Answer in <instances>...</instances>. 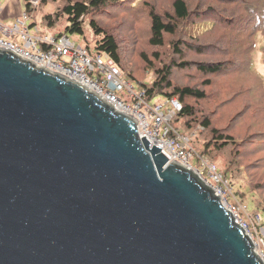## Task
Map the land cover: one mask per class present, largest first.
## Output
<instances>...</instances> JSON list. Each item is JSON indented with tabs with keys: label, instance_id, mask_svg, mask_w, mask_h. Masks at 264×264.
<instances>
[{
	"label": "water",
	"instance_id": "1",
	"mask_svg": "<svg viewBox=\"0 0 264 264\" xmlns=\"http://www.w3.org/2000/svg\"><path fill=\"white\" fill-rule=\"evenodd\" d=\"M160 148L87 85L0 48V264H264Z\"/></svg>",
	"mask_w": 264,
	"mask_h": 264
},
{
	"label": "rangeland",
	"instance_id": "2",
	"mask_svg": "<svg viewBox=\"0 0 264 264\" xmlns=\"http://www.w3.org/2000/svg\"><path fill=\"white\" fill-rule=\"evenodd\" d=\"M23 1L0 0V13H6L3 16L0 15L4 24H13L15 17L24 12ZM40 1L38 0L37 4L33 6L31 16H29L30 29L34 28L30 33L34 34L33 31H35L39 36L66 35L75 46L81 47L91 54H96L98 52H95L93 47L101 36L97 35V32L89 24V18L93 16L101 28L105 29L108 34L114 35L123 68L122 72L124 77L133 83L136 92L142 90L138 83L132 81L129 76L138 82L150 84L156 78L157 70L160 67L170 66V80L172 79L174 86H189L206 91L208 96L203 99L197 100L190 97L184 100V103L200 107L198 117L210 115V118L213 119L212 115L218 109L226 107H230L238 114L239 117L237 114L233 117L234 122L237 120L235 126H231L232 122L229 121L228 126L230 124V127L223 130L228 134L235 130L236 142L220 150H210L208 156L213 161L208 156L205 157L209 159H207L208 162L226 174L224 197L230 205L236 207L239 221L245 225L246 232L253 240L255 250L264 260V165H262V161L264 163V148H258L264 145L259 142L264 141V90H261L262 86L264 88V81H257L254 75L250 76L249 80H244L238 73L240 79L227 78L225 81H220L224 77H221L223 73H219L218 76L211 77L212 80H209L208 84H204V81L210 76L198 70L200 64L208 60L220 61L219 57L222 54L217 53V50L211 47L216 43V40L224 41V43L232 42L231 36H228L225 30L216 28V23L226 21L219 14L220 11H224L223 5H225L233 10L229 19L239 16L238 19L242 21L244 27L255 26L254 29L249 30L251 32L247 31L246 34L249 35L248 42L252 41L254 44L252 64L256 73L264 79V0H185L188 7L193 10L191 16L183 24L180 22L176 33L166 36L164 44L158 47H153L148 42L150 21L148 8H153L156 13L161 15L170 13L174 0H126L119 2V5L105 8L90 16L86 15L83 18L82 34L70 33L66 30L68 20L65 15L58 19L54 18L51 22L45 20L46 15L55 16L57 12L60 14V7L71 0ZM8 2L12 3L13 7H10ZM258 17L260 18L258 19ZM261 20L262 24L260 25ZM176 46L181 49V55L176 51ZM156 58L158 59L156 60ZM234 60L236 59L233 58L232 65L228 66L231 69L237 63ZM179 63H184V66L178 68ZM240 65L242 64L236 65L238 70L241 68ZM221 82L229 84L222 88L221 96L216 97L215 92L212 91ZM257 83L261 86H257ZM227 86L238 87V90L241 91L236 100L232 97L235 91L231 92ZM248 91L249 93H246ZM121 96L126 99L128 104L133 103L129 97L125 96V93H122ZM164 99H166L165 96H155L150 101L161 102ZM222 115L224 113L220 114V116ZM172 123L181 129L180 120H173ZM222 124L226 125L227 122L222 120ZM257 124L261 125L259 126L261 128L256 129ZM201 129V126H197L187 132L195 134L190 140V144L196 137L197 131ZM180 132L184 133L182 129ZM209 135V133H200L195 149L201 150L204 147V138L208 139ZM253 142H255L254 146ZM191 162L194 166L199 165L194 159H191ZM219 191L221 192V190Z\"/></svg>",
	"mask_w": 264,
	"mask_h": 264
},
{
	"label": "trees",
	"instance_id": "3",
	"mask_svg": "<svg viewBox=\"0 0 264 264\" xmlns=\"http://www.w3.org/2000/svg\"><path fill=\"white\" fill-rule=\"evenodd\" d=\"M51 1L56 2L57 0H51ZM122 1H126V0H74V1L71 0L65 2L60 7L59 9L61 11L60 14L57 12L55 16L54 15L51 16L50 14L46 15L45 20L51 22L54 18L58 19L59 17L65 15L68 20L67 22L68 26H66V30L69 31L70 33L82 34L83 18L86 15L90 16L91 14L93 15L94 13L100 12L105 8L111 7L113 5H119V2ZM40 2H42V0ZM23 3L25 5L24 12H26L29 16H31V12H32L31 10L33 9V5H31L29 0H24ZM171 5H172V11L170 13H165L163 15L156 13L153 10V8H148L149 10L148 16L150 19L148 42L153 47L162 46L164 44V40L166 36L174 35L176 33L177 27L180 25V22H182L183 24L192 14L193 10L188 7L185 0H174ZM223 8L224 11H220L219 14L226 21L225 22L219 21L218 23H216L217 25L216 28L218 27L217 30H225L228 36H231L230 38L232 39V42L228 41L227 43H224V41L218 42L216 40L215 41L216 43L211 45V47L216 49L217 53L222 54V56L219 57L220 61L208 60L207 62L201 63L200 64L201 66L198 67V70L210 76L208 79L204 81V84H208L209 80H212L211 77L218 76L219 73H223L221 77H224V79L220 81H225V79L227 78L240 79L241 77L244 80L246 79L249 80L250 76L253 75L256 77L257 81L260 80L264 81V79L256 73L254 69L255 67L252 64V51L254 44L252 41L251 43L248 42L249 35L246 34L247 31L254 29L255 26L252 28L244 27L242 21L238 19L240 18L239 16L229 19L233 10L229 9L225 5H223ZM259 18L260 17H258V19ZM250 22L253 23L252 21ZM89 24L91 28L95 32H97V35L101 36L97 41L96 45L93 47L94 48L93 50L98 53L104 52L110 55L114 59L115 63L123 71L121 60L119 59L118 56V46L115 41L114 35L108 34L105 31V29L101 28L97 24V22L93 19V16L89 18ZM261 24H262V20L260 22V25ZM176 51L178 52L179 55H181L182 51L181 49H178V46H176ZM233 58L236 59L234 60L237 62L236 65L238 63L242 64L240 65L241 68L239 69L241 70V72H239L238 67H236V65L233 66L232 69L228 67L229 65H232L231 60ZM157 59L158 58H156V60ZM183 66L184 63H179L178 68H181ZM237 73L240 74L241 77L238 76ZM170 76H171L170 66H164V67H160L159 70H157V75L155 76L156 78L150 84L144 82H138L135 78H132L131 76H129V78L132 81L138 83L140 89L144 92L146 99H152L155 96L175 97L181 103L182 108L181 110L176 112L173 120L175 121L180 120L181 122L180 127L184 133L180 132L181 129L177 128L176 126L175 128L178 129L177 131L182 134H188L187 132L194 129V127L195 128L197 126L202 127L201 130L197 131L196 137H194L193 140L191 141L192 148L199 155V157L208 159L209 158L208 155H210V150H220L236 142L237 134L235 133V130H232V132L229 134L223 130L226 127L229 128L230 124L231 126H235L237 120L234 122L233 117H235L234 115H236L237 113L232 111L230 107H226L220 110L218 109L212 115V117L214 116L213 119L210 118V115L209 116L201 115L200 117H198L199 115L198 111L200 107L195 106L193 104L184 103V100L190 97L196 98L197 100L203 99L206 96H208L206 91H204V89L203 90L194 89L189 86H182V87L174 86L172 83V79L170 80ZM227 84H223L221 82V84L218 85V87L217 85L215 86V89L212 92H215L214 94L216 95V97L221 96L220 94L221 90ZM257 86H261V85L257 83ZM227 88L231 92H233V90L235 91L232 97H234L236 100L238 97V93H241V91L238 90V87L236 88L235 86H227ZM261 90H264L263 86ZM246 93H249V91ZM252 109L256 110L255 108ZM223 113L224 115L220 116V114ZM215 115H217L216 119H215ZM237 117H239L238 114ZM222 120L224 122H227V124L223 125ZM229 121L232 123H230L228 126ZM259 126L261 125L257 124L255 128L256 129L261 128ZM258 132H262V131H258ZM200 133L201 134L209 133L210 135L208 139L204 138V143H203L204 147H202L201 150H198L195 149V146L196 143L199 141ZM261 140H263V138H261ZM259 142L264 143V141H259ZM254 145L255 142H253V146ZM258 148H264V145L259 146ZM205 156H208V158H206ZM209 159L211 160V158ZM262 165H264L263 161H262ZM219 171L221 172L225 180V178L227 177L226 174L220 169Z\"/></svg>",
	"mask_w": 264,
	"mask_h": 264
},
{
	"label": "built area",
	"instance_id": "4",
	"mask_svg": "<svg viewBox=\"0 0 264 264\" xmlns=\"http://www.w3.org/2000/svg\"><path fill=\"white\" fill-rule=\"evenodd\" d=\"M37 1L30 0V3L35 6ZM30 25L26 12L15 17L11 25L4 24L0 19V48L10 50L36 66L77 79L115 108L134 117L139 136H145L150 143L161 147L169 160L193 169L220 196L222 203L246 231L236 215V207L224 197L221 172L207 159L199 157L191 147L190 140L195 134H182L173 125L176 112L182 108L175 97H166L161 102L150 101L143 91H135L133 83L124 77L121 68L107 53L91 54L75 46L66 35L39 36L35 31L32 34L30 31L34 28L30 29ZM122 93L133 101L131 105L123 99ZM191 159L199 165L194 166Z\"/></svg>",
	"mask_w": 264,
	"mask_h": 264
},
{
	"label": "crops",
	"instance_id": "5",
	"mask_svg": "<svg viewBox=\"0 0 264 264\" xmlns=\"http://www.w3.org/2000/svg\"><path fill=\"white\" fill-rule=\"evenodd\" d=\"M8 5H9L10 7H13L12 3H10V2H8ZM5 14H6V13H4V14H2V12L0 13V15H2V16L5 15ZM0 19H1V21H2V18H0ZM3 21H4V20H3ZM3 21H2V22H3ZM3 23H4V22H3Z\"/></svg>",
	"mask_w": 264,
	"mask_h": 264
},
{
	"label": "bare ground",
	"instance_id": "6",
	"mask_svg": "<svg viewBox=\"0 0 264 264\" xmlns=\"http://www.w3.org/2000/svg\"><path fill=\"white\" fill-rule=\"evenodd\" d=\"M244 227V226H243Z\"/></svg>",
	"mask_w": 264,
	"mask_h": 264
}]
</instances>
